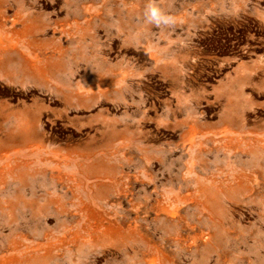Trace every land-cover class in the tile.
<instances>
[{"label": "rangeland", "instance_id": "obj_1", "mask_svg": "<svg viewBox=\"0 0 264 264\" xmlns=\"http://www.w3.org/2000/svg\"><path fill=\"white\" fill-rule=\"evenodd\" d=\"M0 264H264V0H0Z\"/></svg>", "mask_w": 264, "mask_h": 264}, {"label": "crops", "instance_id": "obj_2", "mask_svg": "<svg viewBox=\"0 0 264 264\" xmlns=\"http://www.w3.org/2000/svg\"><path fill=\"white\" fill-rule=\"evenodd\" d=\"M140 77L141 75L139 76L132 75L131 79L139 82L138 78L140 79ZM111 84H107L106 86L100 85L98 87L96 85L94 90H90L88 92V90H86V87L81 82H78L76 85V89H73L71 93H72V96H75V98H77V100H82L83 104L85 101L86 94L89 95V98L92 97L93 101L97 102L95 103L94 107L96 105H100L99 106L100 108L102 105H104L105 103L109 101L108 99H105L104 96H101L100 93L102 92V90H106L107 87H109L108 89L114 88V87H111L112 86ZM114 86L116 87L117 85H114ZM111 102H112L111 103L112 105L114 104L119 107L123 106L120 103H116L113 101ZM69 103H70L69 101L66 102V107H65V112L67 114L75 110L74 109L75 105L73 104L72 105L73 107H71ZM160 103H158L160 105L156 106L157 109H155L153 105L151 104V105H147L146 108L143 110V109H140L139 105L138 106L136 105L138 104L136 103V101H131V102L128 101L127 102L128 110H125L124 113L127 114L126 117L129 118V124L137 122V125L138 124L143 125V123H145L146 125H149V127H152L153 130H160L162 132L167 131V133L173 136L182 137V124L184 122H187V119H185L184 114H182L184 112V109L181 110V105L179 103L174 105V107L170 106L169 101L167 100L161 101ZM83 109H84L83 105L82 106L79 105L77 108V110L79 111ZM131 112H133V114H131ZM141 114H143V116L140 118ZM197 120H200V119H197ZM191 122H192V119H191Z\"/></svg>", "mask_w": 264, "mask_h": 264}, {"label": "clouds", "instance_id": "obj_3", "mask_svg": "<svg viewBox=\"0 0 264 264\" xmlns=\"http://www.w3.org/2000/svg\"><path fill=\"white\" fill-rule=\"evenodd\" d=\"M149 12L153 19H156L160 15L159 9L156 7H150Z\"/></svg>", "mask_w": 264, "mask_h": 264}]
</instances>
